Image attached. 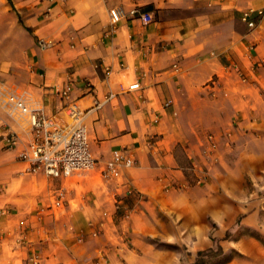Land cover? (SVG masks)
<instances>
[{
    "label": "crops",
    "instance_id": "obj_1",
    "mask_svg": "<svg viewBox=\"0 0 264 264\" xmlns=\"http://www.w3.org/2000/svg\"><path fill=\"white\" fill-rule=\"evenodd\" d=\"M114 6L152 20L112 28ZM248 8L264 0H0V136L9 126L22 140L7 149L0 138V264H179L167 244L193 257L210 235L219 258L232 254L218 264H264V17L249 27ZM11 90L61 122L75 103L94 157L119 150L134 163L109 181L99 167L24 172L29 134L2 100ZM209 132L217 149L204 157ZM195 163L208 172L202 185ZM59 186L67 201L47 207Z\"/></svg>",
    "mask_w": 264,
    "mask_h": 264
},
{
    "label": "built area",
    "instance_id": "obj_2",
    "mask_svg": "<svg viewBox=\"0 0 264 264\" xmlns=\"http://www.w3.org/2000/svg\"><path fill=\"white\" fill-rule=\"evenodd\" d=\"M137 15L144 23L152 20L149 12H143L136 7L124 11L119 6L109 9L110 24L112 28L119 20L125 16ZM241 20L249 27L255 25L254 17H264V8L245 9L241 13ZM233 68L241 75L239 68L232 64ZM174 73L179 71L178 64L172 65ZM211 84L215 82L212 78ZM139 88V83L129 84L128 89ZM60 97L68 99L69 87L66 86L57 92ZM22 93L17 91H7L4 93L3 102L10 112L27 125L28 138L22 143L17 153V158L25 165L23 171L35 173L41 171L46 177L67 178L71 175L81 174L99 167V175L104 181L117 179L120 176L122 166H131L134 159L114 150L112 157L100 163L92 154L88 138L86 125L83 121L84 112L80 110L75 103L66 101L64 104L67 121L61 122L54 114L47 113L43 107H30L23 99ZM4 147L11 149L22 141L17 132L12 127L6 126L0 136ZM217 149V141L213 133L205 134V143L202 146L201 153L204 157L211 156ZM193 169L197 171L191 181L195 185H202L208 179L207 169L195 163ZM188 184V183H187ZM187 184L177 185L185 186ZM176 186L166 184L165 190H170ZM127 192H130L129 190ZM69 190L65 186H59L50 193V200L47 207L60 208L67 201ZM96 231H92L95 236Z\"/></svg>",
    "mask_w": 264,
    "mask_h": 264
},
{
    "label": "rangeland",
    "instance_id": "obj_3",
    "mask_svg": "<svg viewBox=\"0 0 264 264\" xmlns=\"http://www.w3.org/2000/svg\"><path fill=\"white\" fill-rule=\"evenodd\" d=\"M259 194H261L262 196H264V188L259 190ZM262 205H264V203H262ZM239 220V219H238ZM214 223H211V227H214ZM226 235H228V232L225 233ZM210 240L212 241V245L211 247H209L210 249H212V252L217 250L218 245H220V237L218 236H212L210 235ZM262 240V239H261ZM152 242L156 243V246H160L161 244H165L164 242H161L160 240H158L157 238L151 239ZM262 242H264V240H262ZM170 245L169 247L173 248L174 252L176 255H178V257L180 258V262L179 264H194L198 261H202L201 264H218L220 261H222V258H219L220 255L211 257L208 255V253L210 254L211 252H207V255H201V256H197V251L196 254L192 257L188 251L185 250V246L183 244H167ZM208 249V248H207ZM202 250H206V249H202ZM80 251V250H78ZM76 251V252H78ZM232 255V254H229ZM229 255L224 256L223 260L226 258H229ZM161 258V259H165L164 255H157V256H153L154 259L156 258ZM221 259V260H220ZM85 260V259H84Z\"/></svg>",
    "mask_w": 264,
    "mask_h": 264
},
{
    "label": "trees",
    "instance_id": "obj_4",
    "mask_svg": "<svg viewBox=\"0 0 264 264\" xmlns=\"http://www.w3.org/2000/svg\"><path fill=\"white\" fill-rule=\"evenodd\" d=\"M207 252H211L210 254L208 253V255L211 256V257H214V256L222 254L223 250H222L221 245H218L217 250L214 251V252H212V249H210V248H208L206 250H198L197 251V253H198L197 256L199 257L201 255H205V254L207 255ZM201 263H202V261H198V262H196L194 264H201Z\"/></svg>",
    "mask_w": 264,
    "mask_h": 264
}]
</instances>
